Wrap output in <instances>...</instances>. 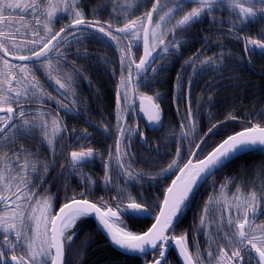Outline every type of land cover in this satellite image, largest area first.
<instances>
[{
  "label": "trees",
  "instance_id": "obj_1",
  "mask_svg": "<svg viewBox=\"0 0 264 264\" xmlns=\"http://www.w3.org/2000/svg\"><path fill=\"white\" fill-rule=\"evenodd\" d=\"M87 1L90 8L97 5L96 9L98 10L94 16L100 22L112 23L114 26L123 27L125 22L118 24V19L108 15V9L104 16L101 17L100 10L105 7L104 3L108 2V0ZM22 2H27V0ZM221 2L223 3L224 1ZM179 4L178 0H154L149 9L151 12L153 7H156L152 17L153 25H155L159 15L176 9ZM224 5L226 6L222 7L218 13L214 12L201 16L189 26H181L171 30L164 37V43L161 44V49H166V52H168L164 57L165 65L162 68V72L152 75L149 82L145 84V89L151 92L152 99H159L160 101L162 119L166 118V122H170L177 130L185 124L187 127L190 125L194 126L196 138L200 137L202 131L204 134L203 138L205 137L206 139L199 152L201 158L227 137L240 132L249 127V125L259 124L264 127V78L253 73L255 71L257 74H264V53H257V48L253 49L252 46H249V50L246 51V42L244 40V37L259 38L260 35H264V18H261L264 14L258 13L256 18L241 23V20L237 18L238 10L233 12V10L228 8L227 2ZM114 10L112 8L111 12ZM17 11L19 12L20 10L17 9ZM61 13L58 15H61ZM23 17V19L11 20L10 22L0 21V30L4 31L7 36V39L0 38V40L9 46L10 52L25 55L31 53L29 48L33 46L32 39L36 36L35 33L39 32V35L42 34L43 28L42 24H36L33 16L28 14V12H23ZM44 19L45 17L42 16L41 20ZM61 20L66 19L61 18L56 23H53V26L57 28L58 26L56 25ZM29 24L31 25L29 26ZM136 26L138 27V24ZM225 29H229L233 33H229ZM9 33H12V35H9ZM128 38L129 35L122 37L119 41V46L117 41H114L116 51L108 50V48L101 46L99 42L97 45V50H102L103 52L102 56H108L105 51L111 53V59L108 63L98 57L96 65L98 68L102 67L112 70L110 72L112 79L111 106L115 115L120 114V110L115 105L117 89L122 90V87L120 88V85H118L119 73L124 72L128 68V60H125L122 70L121 55L128 56L131 54V56L135 57L138 54V48L132 45ZM12 44H15L16 47L12 48ZM127 44L128 46L131 45L130 52H128ZM3 61L0 57V71L6 72L7 68H5ZM37 64L40 67V64ZM35 72L39 74V69L35 70ZM16 74L17 76L22 75L19 74L18 70ZM108 75L105 69L102 70V73L96 74L97 87L104 96L106 92L108 93L105 86V80ZM17 83L19 81H16L15 86ZM20 86L23 87L22 84ZM0 87H3V85ZM32 90L35 93L32 94V97L37 98L39 103L41 90ZM21 97L27 98L24 95ZM189 115H192L193 123L188 122ZM128 122H131L130 119ZM119 125L118 119H113L114 131L118 130ZM132 129L137 130V126ZM30 144L34 153L38 154L39 151L41 152L38 140L34 139ZM192 145H195V143H192ZM19 150L20 148L18 147L11 152L13 162H16L15 158ZM38 159H40L39 162L37 161ZM34 162L40 168L39 165H42L45 160L40 157H34ZM263 162L264 150H261L242 155L225 165L191 198L185 212L179 217L171 233L176 235L179 232L180 235H186L192 245H198V249L203 254L206 251V246L204 245L203 248L200 243L205 240L204 235L208 227L201 224L202 215L196 213L197 210H200V207L196 209V197L201 193L206 203L221 197H223V200L231 197L235 193L237 185L240 183V186L245 185L246 183H243V180H248L251 177V170L253 168L257 169V165ZM103 166L96 165L97 179H100V182L104 181ZM111 167L112 179L110 184L98 182L91 174L90 165L81 167V189L85 190L87 199L98 206L110 204L114 207L111 208L116 210L115 207H122L123 204L128 203L127 198L130 195L137 202L146 205L153 214H156L164 191L169 185V180L167 178L163 179L164 181L155 180L154 183L136 179V183L139 184L130 185L124 177L115 171L117 169L116 165H111ZM222 185L226 187L222 188ZM63 189L64 187L59 185L51 194L62 197L65 194ZM148 191H151V200L147 199L149 198L147 195ZM63 199L61 201L54 200L55 205L59 207L65 202ZM205 202L199 201V204L201 205ZM212 207L213 210L210 219H208L213 223L212 226L217 228L221 226L223 229H227L229 225L225 215L214 212L218 209L216 204ZM221 209L223 213V208ZM205 216H209V214ZM220 219L221 224L217 223ZM118 224L128 231L141 234L151 226L152 222L148 219H134L121 211V218ZM68 237H71V240ZM213 238L218 241L213 244L215 248L217 245L224 248L228 247L229 241L222 237L220 233H216ZM225 240H227L226 246ZM64 245V264H145L158 258V253H154L149 257L133 258L123 256L114 251L91 219L76 221L72 228L65 233ZM219 248L217 247V252ZM7 252L10 254L11 250L8 249ZM201 254L198 255L197 264L202 263L204 258L207 257L205 254L203 258ZM163 264H178L173 252L167 255Z\"/></svg>",
  "mask_w": 264,
  "mask_h": 264
},
{
  "label": "snow or ice",
  "instance_id": "obj_2",
  "mask_svg": "<svg viewBox=\"0 0 264 264\" xmlns=\"http://www.w3.org/2000/svg\"><path fill=\"white\" fill-rule=\"evenodd\" d=\"M196 2L198 3V7L193 8L190 12L185 14L178 21L177 27L189 26L201 16L210 14L221 0H196ZM227 6L229 9L233 10V12L238 10L237 18L241 20V23L256 18L258 13L264 14V0H227ZM17 9H19L21 13L28 12V14L32 15L37 25L43 24L45 33L48 36V38L45 39L39 36V32L35 33L38 38L33 41V43L40 44L41 47L38 50L32 51L31 55L10 52L9 46L0 40V52H3L5 56H11L13 59L20 61L32 59L39 61L41 57H47L53 50L63 55V53L59 52L58 45L53 44V41L57 40V37H60L61 33L66 31V28L62 27L59 32L53 33L51 27L52 21L57 18L60 12L69 15L74 14L72 15L71 24L68 25V27L76 28L77 26H84L86 28H94L96 32L102 33L103 36L108 37L110 40L117 41L118 46L122 37L127 36L129 32L132 33L133 38L138 37V32L135 31V28L140 22L139 18L127 20L123 27L114 26L112 23H107L105 27L95 16L93 20H87L83 12L79 9L78 0H27V2H22V0H0V21L5 18V10H9V14H14ZM155 11L156 7L154 6L151 12L146 13L149 22L152 21ZM42 16L45 17L44 20H41ZM23 18V15H21V19ZM261 18H264V15H262ZM160 19L163 20L164 17L162 16ZM159 27L160 25L157 24L156 28ZM113 28H115V32L121 33L122 36L114 35L112 31ZM156 28L151 30L152 43L149 42V30L144 28L145 54L140 58L139 63L132 61L130 56L121 55L122 70L125 60L129 61V65L127 68L128 78H124L123 71L121 74L120 87L125 89L124 95L121 96L119 88L117 89L118 107L122 101H127V87L131 83L133 74L131 67L132 63H135V69L137 70V74H139V72L143 71V69L148 66L149 57H151L152 52L155 51L157 47L156 42L158 41L159 44L164 43L163 38L157 36ZM9 35H12V33H9ZM0 38L7 39V36L2 30H0ZM244 40L246 42V51L249 50V46H252L253 49L258 48L264 51V35H260L259 38H252L250 36L244 37ZM11 47L15 48L16 45L12 44ZM130 51L131 45L128 46V52ZM3 63L8 71H0V77H2V79H0V86L7 85V88L0 87V112L7 113V116H0V122L4 123V127H0V134L4 133L5 128L8 127L7 122L13 119V104L17 106L20 104V100L17 98L22 95L27 97L29 87L34 90L40 87L38 82L35 81V77H33V82L30 85L26 83L31 73V69L27 64L9 65L7 60L3 61ZM47 68L48 76L53 77L56 68H53L50 62ZM17 70L22 74L21 76H17ZM70 79L71 78L68 77V80ZM14 80L19 81L15 87L13 86ZM56 82L62 89L67 87V84L62 82L58 77L56 78ZM21 84L23 87L20 86ZM145 100L149 102L151 108L150 113H146L149 120L158 122L160 120L159 106L152 102V97L145 96L141 98V111H145L143 107V102ZM19 115L24 117L25 112L21 110ZM23 124L29 125L30 121L24 120ZM52 124V131L53 134H55L59 131L58 121L53 120ZM38 126L47 129L46 123L31 125L32 128ZM12 127H15V125H12ZM209 131H211V129H209ZM120 132L121 135H123L124 129L122 127L120 128ZM45 139L49 144L52 143L46 131ZM256 146L264 147V127H261L259 124L251 125L246 127L243 131L229 136L204 159L198 160L195 165L189 160L187 164L179 169L181 175L177 176L176 180L172 182V186L166 190L163 204L160 207L159 214L155 218L156 222L142 235H135L123 230H114L109 221L112 218H118V214L120 213L119 207H117L116 210H113L111 207L102 210L97 204L84 198L83 194H81L80 198L73 197L71 200L66 201L57 214L51 213V197L45 196L35 201L31 206V212L27 215L24 211L25 205L18 203V201L26 200L30 202L32 196L35 195L31 188H28L27 192L21 190L19 194L13 193V195H15V201H12V204H15L14 208L12 204L9 203L11 197L0 194V202H3L5 209V211L0 213V235L3 237V247H10L12 250L10 254L7 251L0 250V264H8L9 259L12 264H48L49 259L51 260V264H63L64 231L74 224L78 218L93 212L96 214L100 223L108 229L112 242L119 245L122 249L140 253H144L149 247L151 249H159L158 258L154 259L153 264H162L166 256L169 241L171 240L179 250L184 264H197L198 255L197 257H193L190 254L186 235L170 234L169 229L172 228L174 219L181 214L189 195L194 191L199 180L204 175L214 174V170L222 167L224 162L230 159L236 152ZM119 147L120 141L118 140V155ZM197 147H199V145H197ZM179 154L178 151L177 156H179ZM5 156H7V153H5ZM93 157L94 153L91 148L87 149V151L81 150L71 152L73 170L84 166L86 162ZM28 166L26 162L20 167L24 169ZM177 166V161L173 160L168 167L172 169ZM31 167L35 170L36 165L33 164ZM121 167L124 166L121 165ZM46 170L45 168V171ZM128 176L130 179L134 178L131 172L128 173ZM4 179V176L0 175V181ZM13 179H15V177H13ZM105 180H108L107 173L105 174ZM22 181L24 186L27 187L28 182L23 180V178ZM17 187L19 188L20 186L18 185ZM224 187L226 186L222 185V188ZM261 196H264V189L261 190L260 195L253 191L247 196H244L240 189L237 190V194L234 195L233 199L236 201L239 214L235 221L230 218L228 220L229 227L223 229L225 231V238L237 247L231 252V257H229L225 248L221 247L218 264H225L226 261H230L232 258L243 259L241 257V251L244 250L245 243L251 245V249L254 250L259 257L258 264H264V226H255L253 224L258 207L264 206V200L261 199ZM127 199L128 209L134 211H147L146 205L137 202L130 195ZM205 211H207V207ZM203 223L204 218L202 217L201 224ZM49 224L51 225L50 228L48 227ZM257 227H259V232H257ZM49 232H51V237L48 236ZM9 233L14 235L15 241L10 239ZM68 239L71 240V237H68ZM18 248L21 251L20 255L16 254ZM52 249L55 250V255H52ZM209 255H211V253H209Z\"/></svg>",
  "mask_w": 264,
  "mask_h": 264
},
{
  "label": "flooded vegetation",
  "instance_id": "obj_3",
  "mask_svg": "<svg viewBox=\"0 0 264 264\" xmlns=\"http://www.w3.org/2000/svg\"><path fill=\"white\" fill-rule=\"evenodd\" d=\"M84 16L89 21L94 19L91 15ZM71 20L72 19L61 20L59 24L57 23V28L53 26L52 32H59L62 27L70 25ZM101 24L105 27L107 26V24L102 21ZM46 38H48V36H46ZM98 42L101 46L108 48L110 51L115 50L114 41L110 44L108 41L89 30L70 31L55 43L59 47V52L63 53V55L53 50L39 63L40 67L37 66L38 64L28 65L31 69V73L26 83L30 85L33 82V77H35V81L38 82L40 86L39 90H41L40 102L38 103V99L32 97L33 90L29 87L27 98H17L20 100L19 106L13 104V108L15 109V113L19 116V120L14 118L12 124L9 125L0 136V141L7 137L8 142L10 138L8 136L12 137L9 145H7L8 143H3L2 147L5 151L7 150L8 152L9 146L22 147V149L17 152L18 155H16L15 158V161L18 160L17 163H9L5 153L1 154L0 151V175H3L5 178L3 181H0V194L10 196L11 200H9V203L12 204V201H15V195H13V193L19 194L21 190L27 192L28 188H31L32 192L35 193V195L32 196V200L30 202L26 200L18 201V203L25 205L24 211L26 215L31 212V206L35 201L45 196H50L53 201H61L62 198H64L63 200L66 202L73 197L80 198L81 194H83L84 198L87 199L85 190L83 188L81 189V167L75 170H73L72 167L71 152L73 151H87L89 148L93 149L94 157L89 159L84 166L90 165L92 176L98 180L96 165H104L102 168L104 181L100 182V179L98 180L101 184L111 183V165H116L117 169L115 171L118 172L120 176L124 177L130 185H138L139 183H136V179L155 183V180L164 181L163 179L166 178L169 180L170 184L179 172V169L191 159L194 151L193 149L197 147L198 143H202L199 150L204 145L206 138H203L204 134L202 131L200 137L196 138L194 126L190 125L187 127L186 124H182L183 126L175 131L180 139L172 143L167 152L164 151L166 149L167 134L166 132L164 133L162 126L164 123H167V119H162V108L159 99H152V102L159 106L160 113V120L158 122L156 121L153 130L150 131L146 129L144 120L139 116V100L145 96H152L151 92L145 89L146 82H149L152 75L160 74L165 65L164 56L160 55L159 50L155 51L153 66L144 74H137V71L134 69V64L138 63L141 58L142 50L137 47L138 56L136 55L133 57L131 54L128 55L135 63L131 65L133 74L131 83L127 87V101H122L118 107L116 93L115 105L116 108L120 110V114H113L111 106L112 79L110 73L112 70L102 67L98 68L96 65L98 57L108 63L111 59V53L105 51V54H108V56H102V50H97ZM256 51L257 53H264L262 50L258 51L256 49ZM49 62L53 68H56L53 77H49L47 74V65ZM37 69H39V74L35 72ZM103 69L109 74L105 80L106 90L108 91L105 96L102 94L101 90H99L96 83V74L102 73ZM6 71H8V69ZM121 74L122 72L119 73L118 85H120L121 82ZM123 76L125 79L128 78L127 69L124 70ZM57 77L67 84L66 88H60L59 84L56 82ZM68 77L71 79L68 80ZM15 84L16 80L13 86H15ZM3 88L6 89L7 85H3ZM122 90L125 91L123 87ZM122 90L119 89L121 96L124 95ZM98 95L99 97H97ZM21 110L25 112L24 117L19 115ZM0 116L6 117L7 115L2 114ZM33 118H39L36 125L47 124V129L40 127V139L38 140L41 145L40 157L42 160H45V162L42 163L40 168L37 166V169L40 170L38 172L34 171L31 165L24 169L20 167L24 161L22 154H25L26 161L32 159V145L30 143L33 138L26 137L32 133L27 134L26 132H20V137L13 141V134L16 133L17 129L24 128L25 130L27 129V131H33L31 127ZM188 118V122L193 123L192 115H189ZM113 119H118L120 122L118 130L116 131L113 129ZM129 119L131 121L130 123L128 122ZM24 120L30 121V124L24 125ZM53 120L58 121L59 124V131L55 134H53L52 131ZM12 125H15V127H12ZM135 126H137V130L132 129ZM0 127H4L3 122H0ZM121 127L124 129L123 135H121L120 132ZM45 131L52 141L51 144L45 139ZM118 140L120 141L119 155L117 154ZM196 141L198 142L196 143ZM192 143H195V145H192ZM178 144L183 148L182 151L179 150V156H177ZM200 158L201 156L198 151L195 160H199ZM173 160L177 161L178 166L168 169L166 173L161 176H148L150 174L148 170H144V166L135 167V165H147L145 162H155L157 165L163 162L165 166H167L170 165ZM121 165L124 167H121ZM45 168L47 169L46 171ZM129 172L132 173L133 179L129 178ZM106 173L108 174L107 181L105 180ZM13 177H15V179H13ZM22 178L28 182L27 187L24 186ZM18 185L20 186L19 188L17 187ZM59 185L64 187L63 191L65 194L62 197L51 194ZM150 193L151 191L147 192L149 197L147 198L148 200H151L150 198L152 195ZM261 199L264 200V196H261ZM195 201L197 202L196 209L200 207V210H195L196 212H200V214L209 213V206H207V211H205L203 210V204H199V201L205 202L201 193L198 194ZM64 203L59 207L54 205V214ZM125 204L119 207L120 212H125ZM12 207L14 208L15 204H12ZM100 207L106 210L113 206L105 204ZM116 208L117 207H115V209ZM147 210L150 212L148 208ZM3 211H5L4 205L3 202H0V213ZM151 214L154 215L153 213ZM263 216L264 206H260L257 209L253 224L258 226ZM257 232H259V227H257ZM228 244L225 250L228 252L229 257H231V252L235 250L237 246L230 242ZM3 245V237L0 236V250H11L10 247L4 248ZM202 247L204 248V245H202ZM217 247L221 248L219 245H217ZM217 247L213 250L211 256L207 254L202 264H212L213 260L219 258L220 248L217 252ZM189 252L193 257L201 254L197 244H190ZM252 252L251 245L245 243L244 250L241 251V257L243 259L232 258V260L226 261L225 264H258ZM17 253L21 254L19 248L17 249L16 254Z\"/></svg>",
  "mask_w": 264,
  "mask_h": 264
},
{
  "label": "rangeland",
  "instance_id": "obj_4",
  "mask_svg": "<svg viewBox=\"0 0 264 264\" xmlns=\"http://www.w3.org/2000/svg\"><path fill=\"white\" fill-rule=\"evenodd\" d=\"M23 1V0H22ZM224 1L223 3L226 4L227 0H221ZM154 0H108V2L104 3L105 7H103L100 10V15L101 17L104 16V13L107 12L108 9V15H112V17H115L116 19H118V24H122L124 22H126L129 19H140L139 24V29H137L136 31L138 32V37L137 38H133L132 34L129 35V42L132 43V45L136 46V47H141V37H142V31L143 28L146 24L147 21V17H146V13L150 12L149 9L152 6ZM178 2L180 3L179 6L174 9L171 10L166 14H161L158 16L157 21L155 23V25H153V28H156V25L159 24L160 27L156 28V32H157V36L161 37L164 39V37H166V35H168V33L177 28L178 25V21L188 12H190L193 8L198 7V3L196 2V0H178ZM222 2H220L219 4H217L215 6V8L213 9V11L211 13H218L220 12V9L226 5H224ZM88 1L87 0H78V6L79 9L83 12L84 15H91L94 17L95 13L97 12L98 9L97 5L94 7H89L88 5ZM108 6V7H107ZM111 6V7H110ZM101 7V6H100ZM115 9L114 11L111 12V9ZM19 13V14H16ZM23 15V13H21L20 11L18 12L17 10H15L14 14H9V10H5V18L2 21H11V20H19L21 16ZM74 15V14H72ZM72 15L69 14H65V13H61V15H58L57 18H55L52 21V25L51 27L53 28V23H56L58 20H60L61 18L64 19H72ZM164 17L163 20L160 19V17ZM31 24H29L30 26ZM42 28H43V32L42 34H40V37H44L46 38V33L42 24ZM117 36V35H116ZM38 37L35 36L32 40L35 41ZM32 41V42H33ZM152 43V41H151ZM157 47L155 49V51H160V55L164 56L168 54V52H166V50H163V48L161 49V44H159V42L157 41ZM41 47L40 44H36L33 43V46L31 48H29V52L32 53V51L34 50H38ZM32 50V51H31ZM154 52V51H153ZM28 55V54H25ZM4 60V59H3ZM5 61V60H4ZM9 63V62H8ZM12 63H10L11 65ZM12 65H16V64H12ZM217 67V66H216ZM215 67V68H216ZM220 68V67H218ZM210 69V67H209ZM15 82V80H14ZM13 82V83H14ZM147 83V82H146ZM122 92H125L124 90H122ZM19 117V116H18ZM39 120V118L32 119L33 124H36L37 121ZM39 123V122H38ZM32 124V125H33ZM170 124V125H169ZM162 129H164V133L166 132V136H167V142H166V149L164 151L167 152V150H169V148L171 147L172 143H175V141L177 142L179 136L178 134L175 132L177 129L175 127H173L171 125L170 122L168 123H164L162 126ZM36 131V132H35ZM20 132H26L27 134H30L28 136H26L27 138H33L31 139V141H34V139L39 140L40 139V127H36L33 128V131H27V129L25 130L24 128H20L16 130V133L13 134V141L17 140L20 137ZM24 134V135H27ZM12 139L11 136H8ZM11 139L3 138L0 141V151L1 154L3 153H7V158L9 160V163H13V156H11V152L15 150V148L18 147H14V146H9V150L7 152V150L5 151L3 146V143H8L7 145H9ZM12 141V142H13ZM40 142V141H39ZM15 144V143H12ZM39 148H41L40 143L38 144ZM22 149V147L20 148V150ZM177 149L178 151H182L183 148H181L180 144L177 145ZM179 151V152H180ZM41 152L39 151L38 154L34 153L32 151V159L26 161L25 160V154H22V158L24 159V161L22 162V165H24L26 162L28 163V165H33L35 164L34 162V157H40ZM41 158V157H40ZM37 159V158H36ZM38 162L40 161V159L37 160ZM14 163H17L14 162ZM145 164L147 165H135L136 168L138 167H142L144 166V170H148L149 174L148 176H161L163 174L166 173V171L169 169V165L165 166V163H161L160 165H157V163H153V162H145ZM38 165H36V168L34 171L38 172L40 171L39 169H37ZM41 167V165H39ZM258 167H256L257 169L253 168L251 170V177L247 180L244 179L243 183H246L245 185H237V188L235 190V193L231 196V197H227L225 200H223V197L219 198V199H214L215 201H211L210 203H204L203 204V210H205V208L207 206H209V216H205L206 214L202 213V217L204 218V225H206L208 227V229L205 232V240L202 241L200 244L201 245H205V252H203V254H201L203 256V258L205 257V254L207 256L208 253H213V250L215 249V245H213L214 243L218 242L216 239L213 238V236L215 237L216 233H220L222 235V237H225V231L223 230V228L220 226V228L214 227L212 226L213 223L210 222V216H211V212L213 210V205L216 204V206H218V209L216 211H214L215 213H219L220 215H225V219L228 222V220L231 218L233 221H235L237 219L238 216V209L236 207V201L233 199L234 195L237 194V190L240 189L241 193L244 196H247L248 194H250L251 192L255 191L258 195H260L261 190L264 189V162L262 164L257 165ZM148 169H147V168ZM242 180V179H241ZM239 182V181H238ZM213 204V205H212ZM54 201L51 200V213L54 214ZM223 208V213L221 212ZM231 209V211H230ZM197 214H200V212H196ZM201 217V218H202ZM217 223L221 224V219L217 221ZM75 224V223H74ZM72 224L71 226H69V229L74 225ZM50 225V224H49ZM48 225V227H49ZM31 226V225H30ZM258 226H264V216L263 219L260 221V223L258 224ZM233 228H234V224H233ZM180 235L179 232L176 233V235ZM2 236V235H0ZM49 236V235H48ZM9 237L12 241H15V237L14 235H12L11 233H9ZM225 239V238H223ZM216 241V242H215ZM227 245V240H225ZM206 242V243H205ZM229 243V242H228ZM18 255H20L19 253H17ZM210 255V256H211ZM205 259V258H204ZM215 260L212 261V264H218V259L216 260V262H214ZM51 263V260L49 259L48 264ZM202 263H204V260L202 261ZM199 263V264H202Z\"/></svg>",
  "mask_w": 264,
  "mask_h": 264
},
{
  "label": "water",
  "instance_id": "obj_5",
  "mask_svg": "<svg viewBox=\"0 0 264 264\" xmlns=\"http://www.w3.org/2000/svg\"><path fill=\"white\" fill-rule=\"evenodd\" d=\"M151 27H152V21L149 22V21L147 20V22H146L144 28H147V29L149 30V42H150V31H151ZM65 28H66V31L63 32V33H61L60 37H57V40L53 41V44H55V43H56V42H57V41H58L63 35H65L66 33L70 32V31H74V30H89V31H91V32H93V33H95V34H97L98 36L102 37L104 40L108 41L110 44L113 43V40H110L108 37L103 36L102 33L96 32L94 28H86V27H84V26H77L76 28H72V27H68V26H66ZM112 31H113V34H115V35H119V36H122L121 33L115 32V29H113ZM129 33H130V32H129ZM129 33H128V34H129ZM141 50H142V53H141V58H142V57L144 56V54H145L144 29H143V32H142V38H141ZM257 50H258V51H261V50L258 49V48H257ZM49 54H50V53H49ZM0 55H1L2 58H4L5 60H7L8 62H11V63H14V64H18V65H20V64H27V65H29V64H36V63L41 62L44 58H46V57H41V60H39V61H37V60H35V59L28 60V61H20V60L13 59L11 56H5V55L3 54V52H0ZM30 55H31V54H30ZM154 58H155V54L152 53L151 57H149V64H148V66H146V67L143 69V71L139 72L140 74H144L149 68L152 67V65H153V63H154ZM138 63H139V62H138ZM134 69H135V64H134ZM135 70H136V69H135ZM136 71H137V70H136ZM252 71H253V70H252ZM253 73H255L256 75H258L255 71H253ZM258 76L264 78V74H261V75H258ZM13 82H14V81H13ZM138 105H139L138 107H139V116H140V118H142V119L144 120V122L146 123V126H147L150 130L153 129L154 126H155L156 121H150L148 115L146 114V113H150V111H151V108H150V104H149V102L146 101V100L143 102V107H144L145 111H141V99L139 100ZM14 112H15V109H14ZM2 114L7 115V113L0 112V115H2ZM13 120H14V115H13V119H12V121H8V122H7V123H8V126L12 124ZM5 130H6V128H5ZM240 132H241V131H240ZM2 134H3V133H2ZM2 134H0V136H1ZM221 143H222V142H221ZM221 143H220V144H221ZM200 144H201V143H200ZM200 144H199V147H200ZM199 147L196 148V150H195L194 153H193V156H192L191 159H190V160L192 161L193 165H195V164L197 163V161L194 162V158H195V155H196V153H197ZM215 148H216V147H215ZM215 148H214V149H215ZM214 149H213V150H214ZM263 149H264V147L256 146V147H249V148H246V149H244V150H242V151H238V152H236L233 156L230 157V159H228L227 161L224 162V165H223L222 167H219L218 169H215V170H214V174L217 173L220 169H222L225 165L229 164V163H230L231 161H233L234 159H236V158H238V157H240V156H242V155H244V154H248V153L255 152V151H259V150H263ZM213 150H212V151H213ZM212 151H211V152H212ZM205 157H206V156H205ZM205 157H204V158H205ZM204 158H203V159H204ZM187 163H188V162H187ZM187 163H186V164H187ZM214 174L204 175V176L199 180V182H198L197 186L195 187L194 191L189 195V198H188V200L186 201V204L188 203V201L190 200V198H191V197L197 192V190H199V189H200V188H201V187H202V186H203V185H204V184H205V183H206V182H207V181H208V180L214 175ZM180 175H181V173H180V171H179V172L177 173V175L175 176V178L172 180V182H173L174 180H176L177 176H180ZM172 182L170 183L169 187L172 186ZM169 187H168V188H169ZM168 188H167V189H168ZM165 193H166V191H165ZM165 193H164V195H165ZM163 200H164V197H163ZM163 200H162L161 206H162V204H163ZM186 204H185V206H186ZM161 206H160V207H161ZM185 206L183 207V209L185 208ZM125 208H126V210L128 211V213H129L130 216H132V217H134V218H139V219L147 218V219H149L150 221L153 222L152 225L156 222L155 218H156V216L159 214V211H160V209H159L157 215H156V216H153L149 211H134V210H132V209H128V205H126ZM182 211H183V210H182ZM57 213H59V210H58ZM57 213H56V214H57ZM179 216H180V215H179ZM179 216H178V217H179ZM178 217L174 219L173 225H174L175 222L177 221ZM81 218H90V219L94 222L95 226H96L97 229L100 231V233L103 235V237L105 238V240L107 241V243L109 244V246H110L114 251L120 253V254L123 255V256H126V257H133V258H136V257H147V256L152 255L153 253H155L157 250H159V249H151V248L149 247V248L146 249V251H145L144 253H140V252L130 251V250H127V249H122L119 245L114 244V243L112 242V239H111V236L109 235L108 229H106L105 226H104L103 224L100 223L99 219H97L96 214H95L94 212H93V213H90V214H88V215H86V216H82V217H80V218H78V219H81ZM78 219H77V220H78ZM117 220H118V218H112L109 222H113V221H117ZM152 225H151V227H152ZM50 227H51V225H50ZM151 227H150V228H151ZM172 227H173V226H172ZM150 228H149V229H150ZM149 229H148V230H149ZM171 229H172V228H171ZM171 229H169V232H170ZM148 230H147V231H148ZM147 231H146V232H147ZM49 237H51V232H49ZM169 242H170V243H169L168 248H167V250H166V256H165L163 262L165 261V259H166L167 255H168V253H169L170 251H173V253H174L175 256H176V259H177L178 263H179V264H184V260H183V258L180 256V254H179V250L176 248L175 244H174L173 242H171V240H170ZM51 251H52V255H55V250L52 249ZM252 253H253V256L255 257L256 261L258 262L259 257L256 255V253H255L254 250H253ZM163 262H162V264H163ZM11 263H12V262H11ZM63 264H64V257H63ZM147 264H153V262H150V263H147Z\"/></svg>",
  "mask_w": 264,
  "mask_h": 264
},
{
  "label": "bare ground",
  "instance_id": "obj_6",
  "mask_svg": "<svg viewBox=\"0 0 264 264\" xmlns=\"http://www.w3.org/2000/svg\"><path fill=\"white\" fill-rule=\"evenodd\" d=\"M114 35H115V34H114ZM0 57H1V55H0ZM1 58H2V57H1ZM2 59H4V58H2ZM4 60H5V59H4ZM9 63H11V62H9ZM39 63H40V62H39ZM237 63H238V62H237ZM12 64H14V63H12ZM36 64H37V63H36ZM16 65H18V64H16ZM262 74H263V73H262ZM258 75H261V74L258 73ZM258 75H257V76H258ZM259 77H260V76H259ZM14 118H15L16 120H19V117H18V115H17L15 112H14ZM144 124H145L146 129L150 130V129L146 126V123H145V122H144ZM153 129H154V128H153ZM153 129H151V130H153ZM151 130H150V131H151ZM236 134H237V133H236ZM233 135H235V134H233ZM231 136H232V135H231ZM227 138H228V137H227ZM227 138H226V139H227ZM263 150H264V149H263ZM259 151H261V150H259ZM255 152H256V151H255ZM251 153H252V152H251ZM244 155H245V154H244ZM147 211H148V210H147ZM57 212H58V211H57ZM57 212H56V213H57ZM110 224H111V222H110ZM111 226H112V228H113L114 230H117V229H115V227H114L112 224H111ZM67 229H69V227H68ZM67 229L64 231V233H67V232H68ZM117 231H119V230H117ZM153 254H154V253H153ZM149 256H150V255H149ZM147 257H148V256H147ZM64 258H65V252H64ZM136 258H137V257H136ZM9 264H12L10 259H9ZM50 264H51V263H50Z\"/></svg>",
  "mask_w": 264,
  "mask_h": 264
}]
</instances>
